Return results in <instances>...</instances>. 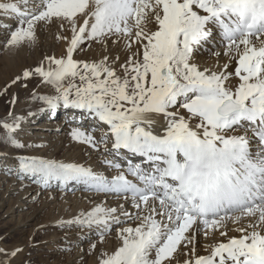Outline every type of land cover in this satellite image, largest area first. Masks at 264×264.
<instances>
[{
	"label": "snow or ice",
	"instance_id": "1",
	"mask_svg": "<svg viewBox=\"0 0 264 264\" xmlns=\"http://www.w3.org/2000/svg\"><path fill=\"white\" fill-rule=\"evenodd\" d=\"M0 15L16 20L6 49L35 48L53 25L66 45L3 92L40 77L55 91L36 97L48 109H78L95 121L73 128V140L142 158L126 167L106 159L111 178L77 163L17 158L19 173L45 187L77 181L130 202L134 211L101 203L60 222L94 230L101 244L120 226L114 250L90 243L97 264H264V0H4ZM86 42L106 52L122 44L127 56L75 59ZM201 50L224 63L201 67ZM23 119L0 121L17 148L25 147L14 135ZM201 235L211 241L206 254L197 250Z\"/></svg>",
	"mask_w": 264,
	"mask_h": 264
},
{
	"label": "rangeland",
	"instance_id": "2",
	"mask_svg": "<svg viewBox=\"0 0 264 264\" xmlns=\"http://www.w3.org/2000/svg\"><path fill=\"white\" fill-rule=\"evenodd\" d=\"M0 2H4V0H0ZM0 24V29L3 28L2 25L4 26V24H10V27L8 26V28L12 30L16 25V20L4 15H0ZM56 32L57 28L55 25L45 28L42 31L41 42L38 46L35 48L21 49L18 52L15 49H6L4 47V43H0V45H3L4 47H0V121L7 118L8 121L11 122L12 118L16 116L24 118L26 117L27 110L30 108L32 109V107L34 108L32 113H35L41 108L46 107L45 112L40 117L36 118L35 123L37 122L40 124L41 122L48 121L49 119L51 121L52 119L57 121V119L52 118V116H46L50 110L43 101L36 98L38 96L55 95L54 88L51 85L42 83L40 77H35L27 81L26 88L23 87L22 84H17L9 88L6 93L3 92L5 85L10 83V81L17 74L21 73L23 69L38 65L45 56H55L59 58L64 55L66 45L64 42L58 41L55 38ZM83 48V51L74 53L75 59L82 61H93L99 60L104 55L108 54L111 56L119 55L121 62H123L127 56L126 51H124L125 53L123 54V57L119 52L120 50H124L122 49V44L120 45L119 49H117V46L109 44L107 52L102 45L94 42L91 43L90 47L88 46V42H86ZM13 97L16 98L15 104L11 103ZM9 113H11L12 116H9ZM63 113L65 115L71 114L66 109ZM31 116L26 120H22L21 124L23 123L22 125H29L32 123L34 120H30L32 119ZM81 127L86 130L89 129V121L83 120V122H81ZM68 129H63L62 131L56 132L60 135V139L57 143H53V140H49L50 142L40 144L34 141L31 143L28 141V137H21V133L24 132V130L20 128L14 135L18 141L25 145V147L17 148L12 146L11 143L6 140L5 130L0 127V151L7 150L3 152L12 155L13 161L16 160V165L8 166V169V162L0 160V169H5L9 178L15 177L11 174L19 165L17 158L22 156L53 159L65 163H71L68 162V160H75L80 162L79 164L85 166L86 160H88V158H82L79 156L76 157L75 154L69 155L68 150L70 149L68 147H73L75 143L88 147L90 146L73 140L70 135L72 129ZM95 135L99 136L98 132L95 133ZM29 145H32V147H29ZM37 145H42V147H36ZM72 163L76 162L73 161ZM21 174L20 175L22 177L26 175L23 173ZM31 179L36 178L31 177ZM51 181L55 185H58L59 183L57 180ZM30 182H32V180H29V184H31ZM6 185L7 184H4L0 189V203L3 202L2 200H5V197L8 196ZM72 186L74 187V185ZM31 187L32 186H27L25 189H29ZM73 187L71 191L67 192L65 198L71 197L75 193L76 188ZM51 190L52 189H47L43 191L44 193L41 192L42 194H40L37 199H35L32 203H28V205L30 204L29 208L16 207V198L19 196L20 192L11 196L8 202L3 205V208L0 207V249H4L9 253L16 248L22 249V251L17 253L15 257L5 256L4 254L0 253V261L8 260L10 264H97L96 253L89 254L90 243L96 242L98 250L103 249L107 251H112L119 245V240L117 239L116 235V229L118 226L113 227L112 231L105 238L103 244L99 243V237L98 235L94 236L93 231L88 232L90 230L86 228L82 229L75 225L61 226L60 222L62 220H70L73 217L79 215L81 212H87L91 210L92 203L89 202L90 200H88L85 204L78 205L72 201H69V203L67 202L64 207L63 205L57 207L56 204H52L50 207L46 206L41 208V199L44 197L46 192ZM2 197L4 199H2ZM63 199L61 198L58 203L60 201L62 202ZM109 202L112 203L110 199H108V203ZM11 207L13 213H7L6 211ZM34 210L38 211L34 214ZM27 217H31V220L29 222L23 223ZM86 237L89 238L86 239ZM60 242L63 243L60 244ZM76 242H80V244H77ZM197 250L200 254L205 253L204 246L200 243Z\"/></svg>",
	"mask_w": 264,
	"mask_h": 264
},
{
	"label": "bare ground",
	"instance_id": "3",
	"mask_svg": "<svg viewBox=\"0 0 264 264\" xmlns=\"http://www.w3.org/2000/svg\"><path fill=\"white\" fill-rule=\"evenodd\" d=\"M0 26H1V24H0ZM8 26L10 27V24H7V25L4 24V26L2 25L3 28L0 29V43L1 44L5 43L8 35H9L10 29L8 28ZM0 47H3V45H0ZM119 47H120V45L117 46V49H119ZM124 51L125 50L119 51L121 53L122 57H123V54L125 53ZM195 59H196V62L201 67H207L210 69H215L217 63H220V64L224 63V59L217 61V58L215 56L211 55L209 51H204V50H201V52L196 55ZM45 108L46 107L41 108V109H43V111H41V109H40L35 113H32L34 108L33 107H32V109L30 108L29 110H27L26 117H24L23 120L30 118L31 115H29V114L32 113L33 114L31 116L32 119H30V120H34V121L32 123H30L29 125L28 124L22 125L23 123L21 124L20 128H22V130H24V132L21 133V137H23V138L28 137V141H30L31 143L34 141L36 143L41 144V143L50 142L49 140H53V143H57L60 139L59 138L60 135L56 132L62 131L63 129L67 130L68 128L73 129L76 127H81V122H83V120L89 121V127H88L89 129L91 127H93L95 124V121H93L91 118L87 117L86 114H82L80 110L72 109V108H64L62 105L60 107H58L54 113L49 109L50 112L48 113V115H46L47 117L52 116V118L57 119V121H54L53 119L51 121L49 119L48 121L41 122L40 124L37 122L35 123L36 118L40 117L45 112V110H46ZM59 108H62V109H59ZM65 109L67 111H69L71 114L65 115L63 113ZM89 129H87V130H89ZM83 130H86V129H83ZM27 132H29V133H27ZM98 134L100 135L99 132H98ZM97 137H99V136H97ZM25 141L28 142L27 140H25ZM47 144H50V143H47ZM68 148L70 149V150H68L69 155L75 154L76 157L79 156L82 158H88V160H86L85 167L88 165L87 167L91 168L94 172L102 173L105 176H108L109 178H111V176L116 174V170L109 168L108 165L106 163H104V161L106 159L107 160L116 159L120 163H122L125 167L127 166L128 160H131V162L133 164L142 163L141 157L132 156L131 154L125 155V150H121V154L119 156H116L115 154L109 155L108 153L103 152V151L97 152V151L93 150L91 147L84 146V145L78 144V143H75V145L73 147L70 146ZM109 148H111L110 143H109ZM44 150H46V149H44ZM3 151H7V150H3ZM3 151H0V160L4 161V162H8L7 169H8V166L16 165V160L13 161L12 155H10L9 153L3 152ZM73 161L78 163V164L80 163V162L75 161V160H68V162H71V163ZM20 174L21 173H19V165L14 169V172H12L11 175L15 176L12 178L8 177L5 169L4 170L0 169V189L2 188V186L4 184H7L6 190L8 191V196L5 197L6 199L2 200L3 202L0 203L1 208H3V205H5L8 202V200L11 198V196H13L14 194L19 193V192H20V194L16 198V202H15L16 207L17 208H27V207L29 208L30 204L28 205V203H32L35 199H37L39 197V195L42 194L41 192H43L47 189H52L51 191L46 192L44 194V197L41 199V202H40L41 208H44L46 206L50 207V205H52V204L53 205L56 204L57 207L58 206L60 207L61 205H63V207H64V205L67 202L69 203V201H72L73 203L78 204V205L79 204L83 205L88 200H90L89 202L92 203V204L90 203L92 208H94L96 205L101 204V203H103L107 207H116L119 204L123 203V204H125V207L128 208L129 211H134V209H132L130 202L126 203L122 198L117 197L115 194H111V193L106 194L103 192H96L94 190H89L87 188V186L81 182L69 181L63 185L59 182L58 185H55L52 181H49V185L47 187H45L42 183H37V177L36 176L26 174L22 177L21 176L22 174L21 175ZM31 177H35L36 179H31ZM129 178L132 179V177H129ZM29 180H32V182H30L31 184H29ZM33 180H35V181H33ZM72 185H74V187ZM27 186H32V187L29 189H25ZM72 187L76 188L75 193L71 197L65 198V195H67V192L71 191ZM53 188H55L56 190ZM61 198L62 199L64 198V199L62 200V202L60 201L58 203V201ZM2 199H4V198L2 197ZM25 199H27V200H25ZM108 199H110L112 201V203H110V202L108 203ZM49 207H47V208H49ZM37 211L38 210H34V214ZM6 212L7 213H13L12 207L10 209H8ZM30 218L31 217H27L23 221V223L29 222L31 220ZM66 220H68V219H66ZM129 223H131V222H129ZM45 224H47V223H45ZM58 225H59V223H58ZM113 227H115V226H113ZM118 227H120V226H118ZM235 227H237V225L229 224V228H235ZM91 231L94 232V236H97V234L94 230H90L88 232H91ZM116 232H117V229H116ZM229 235L238 236L239 233L235 232V231H230ZM65 236H67V235H65ZM87 238H89V237H86V239ZM198 239L200 241V244L203 246H205V244L211 242L210 240L206 241L203 236L198 237ZM80 242H76V243L80 244ZM62 243L60 242V244H62ZM203 254H206V252Z\"/></svg>",
	"mask_w": 264,
	"mask_h": 264
}]
</instances>
